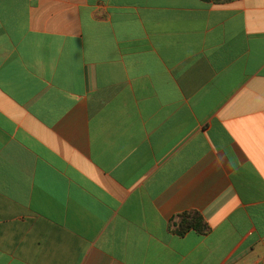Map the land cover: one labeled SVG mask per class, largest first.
<instances>
[{
    "label": "crops",
    "instance_id": "obj_1",
    "mask_svg": "<svg viewBox=\"0 0 264 264\" xmlns=\"http://www.w3.org/2000/svg\"><path fill=\"white\" fill-rule=\"evenodd\" d=\"M0 264H264V0H0Z\"/></svg>",
    "mask_w": 264,
    "mask_h": 264
},
{
    "label": "trees",
    "instance_id": "obj_2",
    "mask_svg": "<svg viewBox=\"0 0 264 264\" xmlns=\"http://www.w3.org/2000/svg\"><path fill=\"white\" fill-rule=\"evenodd\" d=\"M176 225L178 227L177 232L180 235H184L190 230H196L201 233H206V231H208V225L205 223L202 216L197 212L180 216Z\"/></svg>",
    "mask_w": 264,
    "mask_h": 264
}]
</instances>
